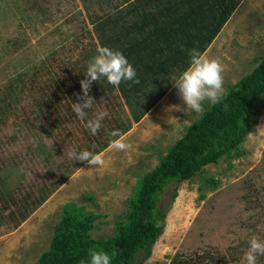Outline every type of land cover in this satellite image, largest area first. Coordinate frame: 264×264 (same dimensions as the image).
I'll return each instance as SVG.
<instances>
[{
    "label": "rangeland",
    "instance_id": "rangeland-1",
    "mask_svg": "<svg viewBox=\"0 0 264 264\" xmlns=\"http://www.w3.org/2000/svg\"><path fill=\"white\" fill-rule=\"evenodd\" d=\"M121 1L0 0V264H37L67 203L98 216L93 239L113 235L116 223L126 218L137 181L202 116L167 111L174 105L186 108L174 86L137 123L127 122L128 110L115 95L103 109L94 104L85 120L67 109V90L58 87L61 79L98 54L89 15H103ZM204 55L225 65V89L248 74L264 56V0H241ZM40 99L47 107L51 101L54 105L45 122L36 113ZM210 105L205 101L204 111ZM260 107L242 154L207 165L180 183L172 202L174 185L166 188L159 202L166 208L165 225L143 264H170L178 254L245 264L251 237L264 240V129H259L264 127V105ZM100 110L108 115L92 135L85 125ZM119 119L129 127L116 140L131 144V150L118 151L111 143L99 153L102 166L68 158L69 150L90 151L91 140L110 137L108 123ZM209 178L215 187L205 183ZM41 192L44 202L30 204L27 218L20 219L24 208L15 204L28 196L32 203ZM258 264H264V256Z\"/></svg>",
    "mask_w": 264,
    "mask_h": 264
},
{
    "label": "trees",
    "instance_id": "trees-1",
    "mask_svg": "<svg viewBox=\"0 0 264 264\" xmlns=\"http://www.w3.org/2000/svg\"><path fill=\"white\" fill-rule=\"evenodd\" d=\"M240 1L122 0L120 5L110 6L103 15H89L97 40L93 46L122 52L139 80V83L122 81L114 87L101 77L93 82L89 93L97 101L95 106L103 109L115 95L128 110L127 122H139L173 87L171 78L189 66L188 50L196 47L204 54ZM85 9L88 11V6ZM86 70L87 66H74V75L69 72L61 79L58 87L60 91L61 86L67 90V109H71L72 103L81 102L77 95H82L80 81L85 79ZM57 84L59 82H55ZM226 92L218 104H211L199 120L186 128L158 165L137 181L136 191L128 199L126 218L116 223L113 235L93 239L90 232L98 216L74 203H67L53 228L49 249L37 264H90V249L103 250L109 255L116 252L112 264H143L151 256L152 247L165 225L166 208H160L159 202L166 188L174 185L172 202L180 183L192 180L207 165L243 153L241 145L256 126L260 105H264V56ZM42 101L36 103V113L45 122L54 105L51 101L47 107ZM125 122L119 119L108 123L110 137L103 141L98 137L91 140L90 152L99 154L124 134L129 127ZM58 125L59 119L53 126ZM205 183L210 187L216 185L213 178L206 179ZM45 198V192H41L32 203L29 196L22 198L20 204L13 203L17 208L21 205L24 208L20 219H26L30 207L40 205ZM10 216L14 219V213ZM170 264L223 263L206 254L196 258L178 254L171 258Z\"/></svg>",
    "mask_w": 264,
    "mask_h": 264
},
{
    "label": "clouds",
    "instance_id": "clouds-1",
    "mask_svg": "<svg viewBox=\"0 0 264 264\" xmlns=\"http://www.w3.org/2000/svg\"><path fill=\"white\" fill-rule=\"evenodd\" d=\"M188 55L190 57L189 66L171 78V82L178 90L186 108L182 109L180 106L174 105L167 111H183L185 113L190 110L197 115H201L204 112L205 101L215 105L220 102L222 97L227 95L224 88L226 67L220 59L209 58L196 47L188 50ZM84 75L85 79L80 81L82 95H77L78 101L81 102L72 103L73 112L81 120L87 118L88 110L92 109L97 102L89 95L93 82L104 77L114 87H118L122 81L139 83L136 70L124 54L107 47L98 49V54L89 62ZM107 115L106 110H100L93 118L87 119L85 126L92 135L97 134L102 127V120ZM185 123L188 122L185 121ZM259 129H264V127ZM112 146L118 151L127 152L132 149L131 144L121 140L114 141ZM67 156L69 159L82 163L86 162L89 165L102 166L105 163L101 155L94 154L88 150L79 153L69 150ZM115 255L116 252L109 255L103 250L90 249V264H112V259ZM261 256H264V240L253 236L249 241L248 249L244 253L243 260L245 264H258V257Z\"/></svg>",
    "mask_w": 264,
    "mask_h": 264
}]
</instances>
